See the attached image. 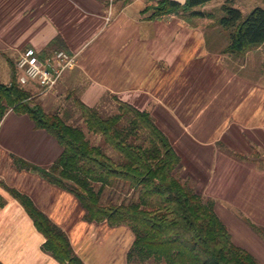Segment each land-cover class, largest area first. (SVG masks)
<instances>
[{
    "label": "crops",
    "instance_id": "0c3cea01",
    "mask_svg": "<svg viewBox=\"0 0 264 264\" xmlns=\"http://www.w3.org/2000/svg\"><path fill=\"white\" fill-rule=\"evenodd\" d=\"M253 2L264 9V0ZM150 7L145 0H0V83L11 82L9 59L30 48L49 53L59 40L79 65L47 102L64 90L91 108L117 97L148 112L182 158L185 179L201 185L226 226L234 212L264 227V46L236 59L222 53L227 40L207 27L209 18L152 19ZM62 153L28 115L11 111L0 120V263L61 264L43 250L46 238L15 190L68 235L85 264H161L129 259L130 227L87 221L73 193L24 165L49 170Z\"/></svg>",
    "mask_w": 264,
    "mask_h": 264
},
{
    "label": "trees",
    "instance_id": "16d2710c",
    "mask_svg": "<svg viewBox=\"0 0 264 264\" xmlns=\"http://www.w3.org/2000/svg\"><path fill=\"white\" fill-rule=\"evenodd\" d=\"M125 5L133 0H122ZM217 0H155L152 19L182 14L191 19L209 18L226 39L222 53L244 59L264 46V9L249 15L228 0L223 15L203 11ZM55 40L52 51L62 50ZM48 53H45V55ZM11 82L0 83V120L14 111L31 117L39 130L52 134L63 153L49 169L24 163L50 183L69 190L80 201L90 222L130 227L136 240L129 259L161 264H262L233 242L218 217L215 204L191 187L181 176L182 158L167 135L148 112L115 99L117 113L105 114L75 100L81 118L103 144L93 145L71 117L49 112L36 100L33 90L21 85L16 60L9 59ZM111 151L109 153L108 151ZM12 194L25 207L37 229L45 236L43 250L61 264H85L75 253L68 235L40 211L26 195ZM124 198L121 202L118 200ZM264 240V228L251 224ZM1 264V263H0Z\"/></svg>",
    "mask_w": 264,
    "mask_h": 264
},
{
    "label": "rangeland",
    "instance_id": "374dc122",
    "mask_svg": "<svg viewBox=\"0 0 264 264\" xmlns=\"http://www.w3.org/2000/svg\"><path fill=\"white\" fill-rule=\"evenodd\" d=\"M145 1H147V3H149V5L151 7L153 5H155V0H145ZM227 1L228 0H217V1L207 5L205 7H203L202 9H203V11H206L208 13H212V14L216 15L217 17H221L223 15L221 7ZM232 1L234 2V0H232ZM253 1L254 0H236L237 4L235 2L236 5L235 4L234 5L237 8H241L245 15H249L254 9L259 7V6H255L253 8L254 5L260 4V3H256V2L254 4ZM141 4H142V2H138L137 7H140ZM135 9H136V7H135ZM207 23H208L207 27L214 25V22L212 20H210V21L208 20ZM205 25H206V23H205ZM259 68H260V64L258 63L256 66V73L259 72ZM73 94H74V92L68 94L67 92H65L63 90L57 96H53V94L50 95L49 96L50 99L48 102L46 100V99H48V97H45L48 94L45 96L44 95L40 96L37 93V94H35V96H37L36 100L40 101L43 104L44 108L47 109V111H49V112H60L63 116L69 115L71 117L70 123L72 125H75V126H81L86 133L87 139L93 145L103 144V141L101 140V138L98 136H95L87 128L86 124L84 123L83 119L81 118V112L75 104V97L73 96ZM100 108H101L102 112H104L105 114H108V115H113V114L117 113V105L111 99L107 100ZM108 152L111 153L110 150ZM181 176L185 179V175L182 172H181ZM185 181H187V183L192 187V182L190 179H188V180L185 179ZM196 188L199 192H201L200 190H202V188H201L200 184H199V186L196 185ZM203 192L204 191H202V193ZM203 196L206 199H209L205 195V193H203ZM123 199L124 198H120V200H119V198H118V200L120 202ZM228 214H229V218L227 219L225 217V223L227 224V226L231 230V233L234 237L233 238L234 242L237 245H239L240 247H242L243 249H245L246 251L250 252L253 256L256 257V259L259 262L264 264V240L248 224V222L244 218L241 217V214L234 213V212H229ZM148 264H155V263L151 262Z\"/></svg>",
    "mask_w": 264,
    "mask_h": 264
},
{
    "label": "built area",
    "instance_id": "2783aa9c",
    "mask_svg": "<svg viewBox=\"0 0 264 264\" xmlns=\"http://www.w3.org/2000/svg\"><path fill=\"white\" fill-rule=\"evenodd\" d=\"M78 65L79 56L66 50H55L45 55L30 48L19 53L16 59L21 85L33 91L38 89L40 96L56 89Z\"/></svg>",
    "mask_w": 264,
    "mask_h": 264
}]
</instances>
